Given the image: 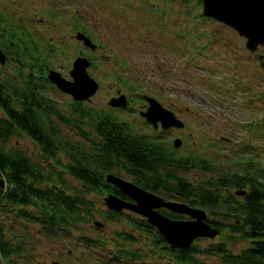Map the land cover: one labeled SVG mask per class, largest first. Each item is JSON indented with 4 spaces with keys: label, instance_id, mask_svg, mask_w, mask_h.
Instances as JSON below:
<instances>
[{
    "label": "trees",
    "instance_id": "obj_1",
    "mask_svg": "<svg viewBox=\"0 0 264 264\" xmlns=\"http://www.w3.org/2000/svg\"><path fill=\"white\" fill-rule=\"evenodd\" d=\"M35 87L13 85L0 78V175L5 180V186L0 187V209L10 207L16 216L37 222L47 235L57 236L72 229L80 233L95 213L91 191L102 194L108 187L106 172H123L149 190L204 209L209 224L219 229L215 238L220 239L211 238L203 246L194 241L188 248L173 247L145 218L128 215L127 229L118 231L122 241H113L118 257L196 264L203 254L216 256L217 264H264V167L250 154L252 148L245 144L241 155L233 156L231 167L221 159L199 153L170 152L165 143L137 133L127 123L115 122L110 114L82 101L73 100V115L72 111L65 113L47 94L42 107ZM10 92L17 97L18 106L13 105ZM72 122L80 139H72L63 131ZM22 133L32 137L45 158L53 161L48 167L23 150L8 147L10 139ZM194 167L205 174L192 180L181 173ZM66 173L81 180V188H71ZM238 189H244L245 194L238 195ZM108 213L113 219L124 214ZM231 239L248 244L234 252L228 245ZM86 241L100 243L97 239ZM23 251L7 235L0 218V253L6 264H22L18 255Z\"/></svg>",
    "mask_w": 264,
    "mask_h": 264
},
{
    "label": "rangeland",
    "instance_id": "obj_2",
    "mask_svg": "<svg viewBox=\"0 0 264 264\" xmlns=\"http://www.w3.org/2000/svg\"><path fill=\"white\" fill-rule=\"evenodd\" d=\"M95 1L97 0H91V3H87L86 0H73V14H76L77 17L79 15L82 16L81 13L84 11L92 10L90 4ZM133 1L136 2L135 7L141 9L139 12L141 42L139 44L137 39H135L133 47L128 44L118 46L116 55L121 62L119 70L127 86L130 87L131 92H142L145 85L151 86L152 84V77L150 76L152 54L147 48H151L152 46L150 40L154 33L151 32L153 29L152 17L149 18L148 14L144 11V3H140L139 0ZM184 1L186 2L185 4L181 0H174L171 6L172 13L174 14L173 27L171 29L173 35L167 38V42L169 43H173V41H175V44L181 42L182 26L188 22L189 31L185 36V40L190 43V62L186 66L188 67V73H185L184 79H176V71L184 67V63L180 62L177 58L171 65L173 67V77L170 75L167 77V83L172 87L168 91L169 100L178 103H181L182 99L188 100L190 106L186 120L191 136L187 137L184 153L193 152L211 159L218 158L225 161V164L231 167L233 166V156L241 155L243 150H245V146L248 145L252 148L250 154L258 157L257 159H260V163L264 167V70L252 58L248 48L244 44V36L240 35L232 27L214 18L204 16L202 14V2L199 3L198 0ZM8 2L9 0H0V9L4 10L7 8L9 6ZM64 2H69V0H65ZM151 7L154 12H159L162 15L161 21L164 19L165 13H168V11L164 13L161 6H157L156 9L155 6ZM123 8L125 7L123 6ZM127 8L132 7L127 6ZM145 9L149 10V6L147 5ZM185 10L188 16H185L184 19L183 12ZM60 11L64 12L63 8ZM45 14L49 19H52L54 16L48 12ZM19 18L17 15L13 18V22L19 21ZM45 25L53 27L49 22H46ZM73 29L75 30L74 27ZM97 32L99 33V30ZM168 33L171 34V32ZM159 34L164 36V31H160ZM50 35L53 37L58 36L53 30H50ZM76 40H73V46L69 41L66 42V47L62 46L63 44L59 41L56 45V47H64L69 53L73 52L69 57L68 55H63L62 48L55 49V53L60 54L55 55L52 51L48 50V47H43L45 52L47 51L46 53H50L48 55L50 58L46 59L45 62L47 64L46 69L48 66L50 69L71 75L69 68L72 67V59L74 61L76 58L74 54L76 55L77 50L85 49L77 46L79 43ZM210 41H212V44L209 43ZM202 44L210 46L205 49V54L203 52L197 54L196 51L199 50ZM220 51H227L228 53L218 56L213 55L214 52L218 53ZM94 53L99 56L102 53V49L99 48ZM95 61L97 64L94 67L88 68V71L93 78L101 83V86L89 99L79 101H82L83 105L92 106L100 111L105 109L106 100L110 93H112V90L110 88L111 83L108 81L103 70L102 61L99 59ZM141 64L143 65L139 66ZM8 65L10 66L3 67ZM13 66H15L14 63L6 65L0 63V71L3 74H7L4 76L9 79L8 82L11 84H25L26 81L24 80H14ZM216 67H218V71L214 73ZM168 68L165 65L163 66L164 70H168ZM159 72L162 73L163 71L159 70ZM219 76H222V79H219ZM155 82H158L161 85V89L165 92V78H153V83ZM42 83L43 92L53 98L65 113H69L71 108L70 102L73 99L72 96L53 86L49 79ZM185 88L188 89L187 95ZM131 92L130 94H132ZM125 118H129L132 129L137 133L145 134L152 132V129L146 128L137 117L125 114ZM69 128L64 126V133H73V138L80 139L81 136L78 131H70ZM8 147L23 150L44 167H48L53 162L45 158V154L38 143L26 133L13 136L8 143ZM181 173L194 180L197 177L203 176L205 171L194 167L181 170ZM64 176L70 186L72 184L80 186V183L72 178L70 174ZM90 197L94 199L96 205L93 218H91V221H86L89 224L94 219L89 228L90 233L103 232L109 235L112 232L124 230L126 228L124 223L129 222L128 215H137L140 218H145L141 214L128 212L120 216L123 223L117 222L113 218H109L106 211L107 207L103 203V194L92 193ZM0 218L7 235L11 236L13 241L19 243L24 250L18 255L22 264H52V259L60 260L61 264H97L102 262L107 263V259L110 256L115 261L114 264H176L173 259L167 261L157 259L152 263L151 257L141 262L134 259L128 261L122 259L123 256H117L114 245H112V248L109 247V249L94 246L89 253L87 248L75 238L74 232H65L57 236L47 235L37 222L16 216L10 207L0 209ZM95 221L103 222L105 225L102 228H98L94 225ZM138 233L139 231L137 232L139 236L140 234ZM218 239L220 238H215V240ZM114 240L122 241L120 237L117 238V235H115ZM210 240L212 239L208 237H200L194 241L203 246ZM247 244L248 242L244 240L235 241L231 239L228 241V245L234 252H239ZM199 256L201 261L196 264H217L218 262L216 256H203V254Z\"/></svg>",
    "mask_w": 264,
    "mask_h": 264
},
{
    "label": "flooded vegetation",
    "instance_id": "obj_3",
    "mask_svg": "<svg viewBox=\"0 0 264 264\" xmlns=\"http://www.w3.org/2000/svg\"><path fill=\"white\" fill-rule=\"evenodd\" d=\"M65 0H9L7 8L4 10L0 9V48L4 51L6 55V61L1 64H9L14 63V73L13 78L17 81H26L25 84H31L36 86L35 89L38 90L39 95H37V100L41 103V106L44 107V95L45 93L42 90L43 83L48 78V73L51 70L48 66L46 69V59L50 58L48 55L50 53H46L43 47H48L49 51H52L55 55H60L55 53V49L62 48L63 55L71 56L72 53H69L64 47H56L58 41L62 43V46L67 45V41H69L73 46V40L80 44L81 48H85L84 50H77L76 55L85 56L90 61L91 64L88 68L94 67L96 63V59H99L103 63V70L105 71V75L110 81V88L112 93L108 96L106 100V107L103 112L110 114L115 122L127 123L128 126L132 128V124L129 121V118H125V114H131L133 117H137L140 122L144 124L146 128L152 129L151 133H145L144 135L150 136L156 142L160 141L166 144L169 147L170 152H176L178 154L189 155L190 153H184V148L187 145V137L191 136L188 131V123L186 120L187 114L190 111V106L188 100L182 99L181 103L174 102L173 100H169L168 91L172 89V87L167 83L168 75L172 76L173 67L171 66L175 59H179L180 62L184 63V67L188 66L189 54H190V43L185 40L186 33L189 31L188 22H186L183 26V32L181 34V42L175 41L173 43L167 42V38L173 35V31L171 30L173 27L174 14L172 13L171 6L174 3V0H139V2L144 3V11L148 14V17H152V27L151 30L154 35L152 36L150 42L152 43L151 48H147V50L152 54L151 58V66H150V76L152 77L151 86L145 85L142 92L132 91L130 87L127 86L124 78L119 70L121 65L120 59L117 57V49L118 46L123 44H128L133 47L134 40L137 39L138 43L141 42V35L139 30V21L140 15L139 12L141 9H137L136 2L133 0H97L90 4L92 10H86L82 14V16H76L73 14V0H69V2H64ZM87 3H91V0H86ZM128 1V2H127ZM178 1V0H175ZM183 4L186 2L181 0ZM149 6V10H146L145 7ZM123 6L125 8H123ZM127 6L132 8H127ZM138 6V3H137ZM151 6H161L162 10L168 11V13L164 15V19H162V15L159 12H154ZM63 8L64 12H61L60 9ZM151 8V9H150ZM46 12L52 13L54 16L52 19L47 18ZM19 16V21H14L13 18ZM188 16L187 11L183 12V18ZM74 17V20H73ZM77 17V18H76ZM183 19V20H184ZM46 22H49L53 25V27L46 26ZM1 27L5 29V31L1 32ZM75 28V30L73 29ZM13 31V34H10V31ZM50 30H53L55 34H58L57 37H53L50 35ZM74 30V31H73ZM99 30V33L97 32ZM134 31V33H133ZM160 31H164V36L159 34ZM82 32L84 35L89 37L91 42L95 43L94 48L90 45L86 44L84 39L78 38L77 33ZM168 32H171L168 33ZM135 36H134V35ZM166 43H164V42ZM209 43L212 44V41ZM82 44V45H81ZM205 44V43H204ZM202 44L196 53L200 54L203 52L205 54V49H207L210 45ZM245 44V43H244ZM204 45V47H203ZM85 46V47H82ZM136 46V45H135ZM134 46V47H135ZM99 48L102 49V53L97 56L94 52L98 51ZM225 49L224 47H222ZM249 50V49H248ZM253 59L257 61L260 67H262L261 62L259 60V55L264 53V46H260L256 51L249 50ZM174 53V56H173ZM228 53L226 52H214L213 55H220ZM18 54V55H17ZM203 54V55H204ZM75 58V59H76ZM74 59V60H75ZM143 64L139 65L142 66ZM166 66L168 70H164L163 66ZM3 66V67H9ZM200 66V64H199ZM198 66V67H199ZM72 67H73V59H72ZM69 70H71V68ZM181 67L176 71V79H184L185 73H188V67ZM263 68V67H262ZM162 70L163 72H159ZM264 70V68H263ZM218 71V67L214 70V73ZM89 72V71H88ZM62 76L73 79L72 75L63 74L60 72ZM90 74V73H89ZM0 71V78L4 81H8L9 79L5 77ZM91 75V74H90ZM72 76V77H71ZM160 77L165 78V92L161 89V85L158 82L153 83V78ZM219 79H222V76H219ZM50 80V79H49ZM51 82V81H50ZM99 82V81H98ZM23 85V84H22ZM53 86H56L55 83L52 82ZM18 86H21L19 84ZM101 83L99 82V88ZM57 87V86H56ZM186 95L188 94V89L185 88ZM130 92L132 94H130ZM136 92V93H135ZM135 93V94H134ZM68 94V93H67ZM70 95V94H69ZM125 95L127 103L126 105H111L109 101L111 99H116L119 96ZM10 96L12 99V103L15 106H18V102L16 101V96L10 92ZM71 96V95H70ZM148 97L155 98L163 108L171 111L175 115L177 119H180L184 122L183 126L171 125V126H163L160 117H154V121H150L144 115V112L147 111L149 106ZM70 111H72L73 115V99L70 102ZM127 119V120H126ZM44 121V119H42ZM70 131H73V122L70 124ZM73 139V133L70 134ZM179 138L181 140V144L176 146L175 139ZM12 139V138H11ZM10 139V140H11ZM33 139V138H32ZM35 141V140H34ZM36 142V141H35ZM37 143V142H36ZM121 171V170H120ZM113 173L125 179L131 180L125 173L121 172V174L114 172H106L105 174V183L107 182L108 187L103 188L104 201L103 203L107 207V214L109 211L113 212H122V213H137L134 210L123 208L120 211L114 210L108 207L105 202V197L109 194H114L117 197L123 199L127 202H135V200L125 193H123L120 188L109 182L107 180V174ZM69 174V173H66ZM65 174V175H66ZM70 176L74 178L76 181L80 183V186H76L77 188H81L83 185L81 180L75 178L71 173ZM56 180V178H55ZM135 183V182H134ZM137 184V183H136ZM73 185V184H72ZM70 186L73 188V186ZM141 186L140 184H137ZM142 188L152 192L156 195L163 197L165 200H173L181 203H187L184 200L166 197V194L157 193L152 190H149L143 186ZM92 193H97L91 191ZM99 194V193H98ZM90 196V194H89ZM92 198V197H91ZM93 199V198H92ZM94 201V199H93ZM189 205V203H187ZM191 206V205H189ZM194 207V206H191ZM157 210L166 214L167 212H172L176 215H181V217H171L175 219H191V216L185 213L174 212L171 209L161 206L158 207ZM166 211V213L164 212ZM142 215V214H141ZM167 215V214H166ZM121 214L119 215V217ZM145 219L148 221L147 217L143 215ZM208 216V213H207ZM117 222L123 223L121 219H113ZM91 221V220H90ZM94 219H92V222ZM92 222H85L83 226L82 232L71 231V233H75L76 239H78L79 243L84 245L87 250L91 251L94 246H101L107 249L112 248L113 241L115 239V235L117 238L119 237L118 231L112 232L109 235L100 233H90L89 228L92 225ZM149 222V221H148ZM125 224V223H124ZM151 224V223H150ZM94 225L98 228H102V226H97L94 222ZM126 229H127V223ZM152 225V224H151ZM156 227V226H155ZM157 228V227H156ZM158 230V228H157ZM159 231V230H158ZM160 234H162L159 231ZM100 234V235H97ZM163 235V234H162ZM73 236V234H72ZM164 237V236H163ZM165 238V237H164ZM200 238V237H198ZM87 239H97L100 241L98 244H88ZM197 239V238H196ZM166 240V239H165ZM167 241V240H166ZM168 243V241H167ZM110 244V246H108ZM168 245H170L168 243ZM130 261L129 258H122ZM135 261H138L136 258H132ZM168 259H166L167 261ZM51 261H57L61 264V261L58 259H52ZM114 260L112 256L107 259V263H97V264H114Z\"/></svg>",
    "mask_w": 264,
    "mask_h": 264
},
{
    "label": "water",
    "instance_id": "obj_4",
    "mask_svg": "<svg viewBox=\"0 0 264 264\" xmlns=\"http://www.w3.org/2000/svg\"><path fill=\"white\" fill-rule=\"evenodd\" d=\"M202 14L206 17L214 18L236 30L245 37V45L251 51H256L260 46H264V0H202ZM77 37L84 39L85 43L94 48L95 43L82 32L77 33ZM259 60L264 68V53L259 55ZM6 61V55L0 48V62ZM90 60L85 56H78L70 70L73 79H68L57 70L51 69L48 78L56 86L70 94L74 100L89 99L99 88V82L93 78L89 72ZM149 106L144 115L148 120L154 121V117L163 119V126L178 125L183 126L184 122L177 119L171 111L153 97H148ZM125 95L116 99H111V105H126ZM176 146L181 144L179 138L175 139ZM107 180L117 185L120 190L130 195L135 202H127L114 194L105 197V202L109 208L120 211L128 208L145 215L148 221L158 228L168 243L173 247L188 248L198 237L214 238L219 233V229L209 224L207 212L204 209L191 207L187 203L173 200H165L142 188L136 183L115 175L107 174ZM5 186V180L0 175V187ZM244 189H238L237 194H245ZM165 206L174 212L185 213L191 219H175L157 210L158 207ZM97 226L104 225L103 222L95 221ZM52 264H60L52 261Z\"/></svg>",
    "mask_w": 264,
    "mask_h": 264
}]
</instances>
